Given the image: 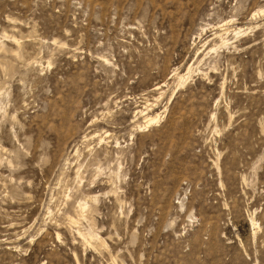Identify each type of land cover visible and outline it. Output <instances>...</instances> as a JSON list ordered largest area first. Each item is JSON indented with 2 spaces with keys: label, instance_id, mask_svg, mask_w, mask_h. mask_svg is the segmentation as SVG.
Wrapping results in <instances>:
<instances>
[{
  "label": "rangeland",
  "instance_id": "374dc122",
  "mask_svg": "<svg viewBox=\"0 0 264 264\" xmlns=\"http://www.w3.org/2000/svg\"><path fill=\"white\" fill-rule=\"evenodd\" d=\"M0 264H264V0H0Z\"/></svg>",
  "mask_w": 264,
  "mask_h": 264
},
{
  "label": "bare ground",
  "instance_id": "6f19581e",
  "mask_svg": "<svg viewBox=\"0 0 264 264\" xmlns=\"http://www.w3.org/2000/svg\"><path fill=\"white\" fill-rule=\"evenodd\" d=\"M228 23V22H227ZM220 26V25H219ZM238 33H240V30L239 31H236L234 34H238ZM222 42V41H221ZM222 44H226V41L224 40L223 42H222ZM189 71V70H188ZM185 79H186V77H184L183 75L182 76H180L179 77V83H178V85L179 86H182L184 83H185ZM171 97L172 96H170V99H171ZM152 122H156V116L155 117H152V118H150L148 121H147V123H152ZM100 139H102V138H100ZM102 154V153H101ZM113 158V157H112ZM86 159V158H85ZM84 161V160H83ZM74 174H75V177H76V168H75V170H74ZM77 194V193H76ZM84 208V207H83ZM87 210V209H86ZM69 221L70 222H72V223H75L76 221L73 219V218H69Z\"/></svg>",
  "mask_w": 264,
  "mask_h": 264
}]
</instances>
